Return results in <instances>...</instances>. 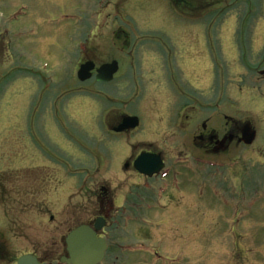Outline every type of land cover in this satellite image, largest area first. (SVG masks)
<instances>
[{
	"label": "rangeland",
	"instance_id": "1",
	"mask_svg": "<svg viewBox=\"0 0 264 264\" xmlns=\"http://www.w3.org/2000/svg\"><path fill=\"white\" fill-rule=\"evenodd\" d=\"M33 5L22 13L21 31L11 32L0 51L4 264H15L28 247L59 264L67 227L51 223L49 216L40 219L45 202L52 203L51 213L72 222L93 215L103 187L121 193L126 185V175L110 167L108 154L127 158L154 149L172 162L169 154L191 147L193 122L212 118L221 128L224 116L257 129L251 145H231L226 156L231 161L224 166L213 162L220 156L203 157L196 165V220L205 218L214 230L220 220L213 212H223L227 234L198 223L191 260L179 246L187 236L152 231L151 224L145 233L140 221H126L112 248L117 246L118 255L120 247L127 249L130 264H264V0H193L191 12L172 0H33ZM89 59L98 64L118 59L121 70L110 83L82 82L77 71ZM195 112L206 116L198 119ZM129 115H137L140 125L117 133L114 129ZM97 153L105 162L99 171ZM184 156H178V164ZM222 176L226 188L219 184ZM30 179L36 180L38 197L33 238L21 227L30 217L22 215L33 192ZM187 188L179 193L182 199L190 196ZM238 195L245 201V225L232 230L230 203L235 205ZM142 245L149 254L142 255Z\"/></svg>",
	"mask_w": 264,
	"mask_h": 264
},
{
	"label": "flooded vegetation",
	"instance_id": "2",
	"mask_svg": "<svg viewBox=\"0 0 264 264\" xmlns=\"http://www.w3.org/2000/svg\"><path fill=\"white\" fill-rule=\"evenodd\" d=\"M175 3L177 5H180L182 7H185L183 0H175ZM33 0H0V14H1V21H0V51L3 49L5 42L7 41L8 37L11 36V32H19L21 31L19 28L21 22L23 21V17H26L23 14L25 12H30L33 9ZM27 23V22H26ZM17 29V30H14ZM45 41V40H44ZM162 45V47H165L166 44L162 41H159ZM188 48V47H184ZM186 50V49H185ZM180 55L182 53H179ZM172 57V55H170ZM170 57V58H171ZM114 60V59H113ZM111 60V61H113ZM118 60V59H117ZM96 68L93 71V78L97 80V74L99 67L104 64H98L97 61H95ZM83 63V62H82ZM119 63V70L114 76V80L116 78V75L121 70V64L122 62L118 60ZM81 64V63H80ZM80 66V65H79ZM168 68H171L168 67ZM16 70L12 69V72ZM43 80L47 81V78H43ZM99 82V81H98ZM104 83V82H100ZM174 83V82H173ZM175 85V83H174ZM48 84L44 85V88H47ZM160 87H164V83L160 84ZM3 92L4 90H0ZM46 94V93H45ZM45 96V95H44ZM1 97V96H0ZM3 101V100H2ZM1 101V102H2ZM181 105V104H180ZM177 106V108L180 107ZM184 106V105H183ZM197 110V109H196ZM196 115L199 118H203L206 116L204 113H198L195 112ZM176 115L178 116L177 112ZM179 117V116H178ZM208 118H203L200 123L197 124L196 122H193L194 128L190 134V138L192 137V143H190L191 147H187L185 149H177L178 153L175 154H169L171 155V161H168L161 151H157L154 149H144L141 152L137 154H130L127 158H122L121 155H115V154H108L109 156V163L110 167L114 168L116 172H121L122 174L126 175V185L124 188L121 189V193H119L115 189H111L112 186L106 187V189L103 191L101 190L98 195L95 197V201L97 202V206L94 203V207L96 206V211L93 215H91L89 218L82 220L81 222H72L69 221V219L64 218L65 214L55 212L51 213L50 210H52V203L45 202L44 210L42 212L41 220L43 218L47 219L46 217L49 216V221L51 223H58L59 226L67 227L66 233L61 240V242L64 245V254L63 256L68 257V250H67V243H66V236L75 228L79 227L82 224L90 225L91 227H95V224H97L98 220L103 223L102 229L98 230V237H104L106 241L108 242V250L106 252L104 260L100 264H130L128 260L125 259L124 251L127 250L123 246L118 249L120 251V255L117 253V246L114 245V248H112L113 239L114 238H121L115 237L114 234H116L119 230H122V224L126 221H140L141 223V230L146 231L149 228L146 226V224H151L153 226L151 230L153 231L155 227L161 228V231L165 234L166 232H172L174 234H177L179 237L187 236V240L185 239L179 246L185 247L184 251L187 250L190 254L189 259L192 260L195 252V248L192 247L195 245V239L193 236V233H195L197 229V224L199 223L200 226L206 230H213L211 223H206V219H201L199 221L196 220V210H197V198L194 192L195 189V183L197 182V164H200V162L204 159L203 157H218L220 158L218 160H213L215 162L216 166H224L227 162H229L230 158H227L226 156L229 155V151H231V145L233 143L239 144L241 136H242V130L244 127L245 122H239L235 121L234 119H231L228 116H224L225 122L221 125V128H217L214 124L213 119L211 118L210 122H207ZM176 118L173 120V124H175ZM220 130H224L223 133H221ZM131 130H126L124 132H129ZM124 132H117V133H124ZM190 139H188V142ZM187 152V153H186ZM149 154L152 156H159L162 163L164 164V168L156 174H153L151 176L140 172L137 170L135 166V161L137 158L143 154ZM185 155L184 157L186 159H182V162H180V159L178 156ZM178 157V158H177ZM175 158L176 162H175ZM212 159V158H211ZM97 161V171L100 170V167L104 162V158L97 153L96 159ZM231 161V160H230ZM214 166V165H213ZM216 173V171H212ZM208 174H210V170L208 171ZM218 174V173H216ZM32 175V174H30ZM160 180V181H159ZM170 180V182H169ZM211 181V180H210ZM220 185L226 188L228 181L222 176V179L219 180ZM238 182L240 183V175L238 176ZM2 183V182H1ZM30 186H32L33 192L29 194V205L28 207H24V209L28 208V211L22 212L23 218L25 216L28 217V226L24 227L21 225L23 231V235H28L33 238L34 232L36 230V203H37V191H36V180L30 179L29 181ZM155 183L154 186H151L150 184ZM165 183H167V190H165L166 186ZM181 183H183V187H181ZM186 184V188L190 193V196L186 197L185 199H182V197L179 196V193L183 191V188ZM159 191L161 194L157 195L156 192ZM185 192V191H184ZM0 194L3 195L2 191H0ZM257 197V196H256ZM254 197V204H260L255 201ZM1 199V196H0ZM232 200V199H231ZM233 201V200H232ZM251 200L248 199L247 205H249ZM209 202H211L209 200ZM224 205H229V202L227 199L223 200ZM245 203V201H243ZM242 201H240V195H238L236 203L233 201L235 205L230 203V205L233 207L232 213L234 214L235 219V225H232V230H235V228H241V224L244 223L245 219L243 218L244 212L242 211V206L244 205ZM59 203V202H58ZM252 203V202H251ZM84 206V205H83ZM41 208H43L41 206ZM82 211H84L85 208H81ZM122 211H119V210ZM153 210V212H151ZM157 210V211H156ZM161 210V211H159ZM251 210V209H250ZM253 210V209H252ZM50 212V213H49ZM252 212V211H251ZM83 213V212H82ZM211 212H208V215H210ZM215 217L220 220V227L214 229L213 231L220 230L221 232L227 234L229 229V220L228 217L223 212H213ZM60 217L58 218V216ZM156 219V222H152V220ZM213 220V217L211 218ZM20 224V222L18 223ZM245 223L243 224L244 227ZM28 227V228H27ZM27 228V229H26ZM147 233V232H145ZM3 236V233L0 232V236ZM242 236V233L240 231V238ZM1 238V237H0ZM28 240L29 246H34L33 239L26 238ZM4 245L2 241H0V262L4 264ZM142 248L139 249L142 252V255L146 254V252L149 254V248L146 246H141ZM146 247V248H145ZM154 249V247H153ZM131 252V250H129ZM134 250L132 249V252ZM155 255L158 259H160L162 256L159 252V250L154 251ZM10 254V253H9ZM25 254H32L36 256L40 263L42 264H52L54 262V258L51 256L50 258L43 259L40 258V256L36 253L35 250L29 249L22 251L16 258L15 264H17V260L20 256ZM129 257V255H127ZM15 257V256H14ZM13 257V258H14ZM181 256L178 255V259H180ZM11 260V258L9 259ZM8 260V261H9ZM59 264H64L60 262V258L57 261ZM11 264V261H9ZM14 264V263H13Z\"/></svg>",
	"mask_w": 264,
	"mask_h": 264
},
{
	"label": "water",
	"instance_id": "3",
	"mask_svg": "<svg viewBox=\"0 0 264 264\" xmlns=\"http://www.w3.org/2000/svg\"><path fill=\"white\" fill-rule=\"evenodd\" d=\"M95 69L93 61L83 63L78 71L80 80L85 81L92 77V71ZM118 61L106 63L98 69L97 78L102 81H111L114 74L118 71ZM264 73V72H262ZM138 116H126L121 124L115 128V131L121 132L127 129L136 128L139 125ZM256 137V130L250 123L244 125L242 139L245 143L251 144ZM137 170L149 176L158 173L164 167L159 156H152L146 153L141 154L135 161ZM105 190V187L102 188ZM103 223L98 220L95 227L90 225H80L70 232L66 241L68 245L69 257H62L63 262L68 264H98L106 253L108 244L104 238L97 236V230L102 229ZM17 264H40L36 257L24 255L18 259Z\"/></svg>",
	"mask_w": 264,
	"mask_h": 264
},
{
	"label": "trees",
	"instance_id": "4",
	"mask_svg": "<svg viewBox=\"0 0 264 264\" xmlns=\"http://www.w3.org/2000/svg\"><path fill=\"white\" fill-rule=\"evenodd\" d=\"M193 0H184L185 9H190Z\"/></svg>",
	"mask_w": 264,
	"mask_h": 264
}]
</instances>
